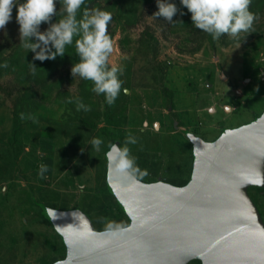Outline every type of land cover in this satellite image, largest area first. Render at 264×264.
<instances>
[{
    "label": "rangeland",
    "instance_id": "374dc122",
    "mask_svg": "<svg viewBox=\"0 0 264 264\" xmlns=\"http://www.w3.org/2000/svg\"><path fill=\"white\" fill-rule=\"evenodd\" d=\"M168 2L184 13L173 17L182 23L152 17L156 0H86L84 7L112 14L110 64L124 71L111 106L92 91L91 81L72 77V63L33 60L34 53L19 43L13 9L12 21L0 30V264L66 259L67 246L43 205L81 211L97 231L131 224L108 189L114 143L129 149L135 158L130 172L143 184L185 188L194 171L188 132L215 142L226 130L264 115V0H252L257 19L250 34L218 41L193 26L180 0ZM29 63L36 65L35 74ZM77 97L91 110L78 111ZM129 134L135 144H125ZM93 138L103 141L99 151ZM41 164L47 168L43 178ZM247 192L264 216V187Z\"/></svg>",
    "mask_w": 264,
    "mask_h": 264
},
{
    "label": "water",
    "instance_id": "95a60500",
    "mask_svg": "<svg viewBox=\"0 0 264 264\" xmlns=\"http://www.w3.org/2000/svg\"><path fill=\"white\" fill-rule=\"evenodd\" d=\"M192 181L145 185L120 171L119 143L108 154V189L131 224L97 231L81 211L42 206L67 246L54 264H264V221L250 186L264 187V115L215 142L195 134Z\"/></svg>",
    "mask_w": 264,
    "mask_h": 264
},
{
    "label": "clouds",
    "instance_id": "9594fccd",
    "mask_svg": "<svg viewBox=\"0 0 264 264\" xmlns=\"http://www.w3.org/2000/svg\"><path fill=\"white\" fill-rule=\"evenodd\" d=\"M86 0H0V30H4L12 21L13 9L16 10V22L19 25L20 45L34 53L33 60L41 62L63 57L66 47L75 44L78 62L71 68L73 78L79 77L91 81L92 91L103 95L105 102L111 106L122 90L124 69L110 64V57L114 52L113 39L108 32L112 21V14L101 8L84 7ZM183 8L191 14V21L196 29L209 34L218 41L227 35L231 39H239L242 33L250 34L257 19L250 11L252 0H180ZM158 11L154 18L162 17L170 24L182 23L173 21V17L180 12L175 3L168 0H156ZM83 8L82 14L81 9ZM180 15H184L180 12ZM79 16V18H78ZM53 17H59L52 22ZM48 24L44 31L41 24ZM35 74L36 65L29 63ZM7 63L4 67H7ZM73 100H69L72 103ZM77 110L90 111L78 97L75 98ZM23 119V114L21 115ZM103 143L100 138H93L92 146L99 151ZM135 144L136 139L129 134L125 144ZM83 151V150H82ZM120 171L134 169L135 158L130 156L129 149L124 147L117 162ZM47 171L45 165H40L39 175L44 177Z\"/></svg>",
    "mask_w": 264,
    "mask_h": 264
},
{
    "label": "trees",
    "instance_id": "16d2710c",
    "mask_svg": "<svg viewBox=\"0 0 264 264\" xmlns=\"http://www.w3.org/2000/svg\"><path fill=\"white\" fill-rule=\"evenodd\" d=\"M65 55L69 56L70 59L69 58L66 59L68 61H63V60H65L63 58ZM65 55L63 57L57 56V58L55 60H51L52 66L56 65L57 63H59L61 65V64H63V62L64 63L70 62V64L71 63L74 64V63L78 62V56L76 54L75 48L72 50L70 49V51L65 52Z\"/></svg>",
    "mask_w": 264,
    "mask_h": 264
},
{
    "label": "built area",
    "instance_id": "2783aa9c",
    "mask_svg": "<svg viewBox=\"0 0 264 264\" xmlns=\"http://www.w3.org/2000/svg\"><path fill=\"white\" fill-rule=\"evenodd\" d=\"M262 219H263V221H264V216H262Z\"/></svg>",
    "mask_w": 264,
    "mask_h": 264
},
{
    "label": "crops",
    "instance_id": "0c3cea01",
    "mask_svg": "<svg viewBox=\"0 0 264 264\" xmlns=\"http://www.w3.org/2000/svg\"><path fill=\"white\" fill-rule=\"evenodd\" d=\"M246 125V124H245ZM241 126H244V125H241ZM240 127V126H239ZM235 128H238V127H235Z\"/></svg>",
    "mask_w": 264,
    "mask_h": 264
}]
</instances>
